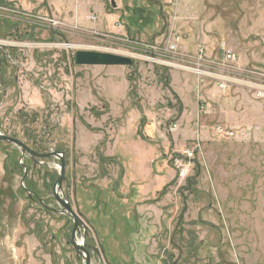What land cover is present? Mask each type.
Segmentation results:
<instances>
[{
    "label": "rangeland",
    "instance_id": "1",
    "mask_svg": "<svg viewBox=\"0 0 264 264\" xmlns=\"http://www.w3.org/2000/svg\"><path fill=\"white\" fill-rule=\"evenodd\" d=\"M99 1L104 30L93 10L77 23L75 0L2 4L0 134L63 155L90 264H264V0ZM77 51L134 64L76 66ZM123 141L131 186L113 159ZM59 166L0 142V264H84L53 198Z\"/></svg>",
    "mask_w": 264,
    "mask_h": 264
},
{
    "label": "water",
    "instance_id": "2",
    "mask_svg": "<svg viewBox=\"0 0 264 264\" xmlns=\"http://www.w3.org/2000/svg\"><path fill=\"white\" fill-rule=\"evenodd\" d=\"M5 48L4 46H0ZM74 64L76 66L84 67H131L134 64L133 59L129 57H124L120 55L110 54V53H101V52H92V51H77L74 54ZM0 86L2 82L0 81ZM5 142L6 144L15 146L20 150L21 158H29L33 162H36L37 159L41 160H51L57 159L60 162L59 166V177L56 181V184L53 188V198L61 205L63 208L62 213L71 217L73 222V228L71 231V246L74 248L76 257L83 259L84 264H90V251L94 252L98 257H100L99 250L93 246L87 244L88 239V227L81 219V216L73 211L66 197L62 195V181L65 171V161L63 155L60 152H49V153H38L33 149L27 147L23 142L18 139L8 137L0 134V142ZM26 177H24L22 183ZM59 194L61 197H59ZM28 196H35L36 199L40 202V198L35 194L28 193ZM83 232V241L82 243L76 242V235Z\"/></svg>",
    "mask_w": 264,
    "mask_h": 264
},
{
    "label": "crops",
    "instance_id": "3",
    "mask_svg": "<svg viewBox=\"0 0 264 264\" xmlns=\"http://www.w3.org/2000/svg\"><path fill=\"white\" fill-rule=\"evenodd\" d=\"M61 1H64V0H61ZM66 1H68V0H66ZM75 2L77 4V7L74 8V14H75V12L77 10L79 12L80 9L82 11L84 10V8L85 9H88V10L84 11V13H82L80 11V13L77 14V12H76V14H75L74 17L78 21L77 22L78 24H79V22L83 24V22L80 21V20H82L84 18V14H87L88 11L90 13V12H92L91 10H93V12L95 11V13L98 15V17H97L98 18L97 19L98 22H95V27H97L99 30L108 29V18H110V16L112 14H106L105 13L104 8L102 7L103 5H102V3H100L99 0H87V4L86 5L84 4V2H81L80 0H75ZM111 2H112L111 4L113 5L112 7L115 8V10L117 11L120 8V6L118 4L115 5L113 1H111ZM72 10L73 9H71V10H68L67 9V14L69 13V11L71 12ZM110 29L115 30V27H110ZM118 143L119 144H116V143L114 144V148L115 149H114V151L112 153L115 154V157L113 159L115 161H117V162H119V163L122 164V167L121 168L123 170V176H124L123 177V180H124L123 183H124V185H127L128 184L129 186H131V183H132L131 180L128 183H126V178H127L126 172L128 171L129 172V175H130V170H131V165H130V159H131V157L130 156H131V148H132V146H131V144L129 142H125V141H123L121 143L118 142ZM107 156L110 159L112 158V155L111 154H108ZM142 158L143 157L139 156V162H141V163H142ZM124 171H125V173H124ZM139 175L142 178L141 175H143V174H141V171H140V174ZM120 177H122V172L120 173ZM139 182L142 183V180L139 181ZM141 188H142V185H141ZM114 189H115V186H114ZM141 190L142 189H140V192H141ZM132 194H134V191L132 192ZM124 200H125L124 203H128V202H130L128 200H131V199H124ZM136 204L137 203H135L134 205H136Z\"/></svg>",
    "mask_w": 264,
    "mask_h": 264
},
{
    "label": "flooded vegetation",
    "instance_id": "4",
    "mask_svg": "<svg viewBox=\"0 0 264 264\" xmlns=\"http://www.w3.org/2000/svg\"><path fill=\"white\" fill-rule=\"evenodd\" d=\"M31 2L33 0H0V7L2 6L3 3H7V2H18L19 4L22 3V2ZM50 0H48L49 2ZM47 0H40V4L38 5V7L40 9H43V11H47ZM22 5V4H20ZM18 5L17 7V10L14 8H12V11L14 13H17V14H24V10L22 11L21 9L22 6ZM21 8V9H20ZM34 9V7H33ZM48 9H49V12H50V8L48 6ZM3 14H2V11L0 12V32L2 33H5V34H11L12 33V30H13V27H11L12 23L11 22H8L7 19L3 18ZM11 23V24H10ZM3 46V45H2ZM6 56H8L7 53H5V50L4 49H0V81L2 82V85L4 86L5 84V81L6 79L4 78L5 75H4V70L7 66H10L7 62V58ZM6 66V67H5ZM11 67V66H10ZM9 137V136H8Z\"/></svg>",
    "mask_w": 264,
    "mask_h": 264
},
{
    "label": "built area",
    "instance_id": "5",
    "mask_svg": "<svg viewBox=\"0 0 264 264\" xmlns=\"http://www.w3.org/2000/svg\"><path fill=\"white\" fill-rule=\"evenodd\" d=\"M168 44L170 45V46H169V49L173 50L174 47H175V44H174V43H171V42H169ZM165 51L168 52V53H172L170 50H165ZM222 51H223L224 56H225V58H226L225 61H229V60H231V59H232L231 61L234 60V56L230 53V51L225 50V52H224L223 47H222ZM222 51H221V54H222ZM202 53H203V50H202V49L199 50V56H202V55H203ZM199 58H200V57H199ZM199 73L202 74V73H205V72H204V71H202V72L199 71ZM199 73H198V74H199ZM207 78H209V77H207ZM222 82L227 83V81H225V80H223ZM193 153H194V152H193ZM184 154H185L184 157H185L187 160H189L188 157H187L188 152H186V153H184ZM191 155H192V154L189 153V156H190V157H191ZM181 170H182V169H181ZM181 170H180V173H182L181 176L184 177V176H183V174H184V173H183V170H182V171H181ZM181 176H180V177H181Z\"/></svg>",
    "mask_w": 264,
    "mask_h": 264
},
{
    "label": "trees",
    "instance_id": "6",
    "mask_svg": "<svg viewBox=\"0 0 264 264\" xmlns=\"http://www.w3.org/2000/svg\"><path fill=\"white\" fill-rule=\"evenodd\" d=\"M39 152V151H38ZM41 152H44V150L42 151V149H41Z\"/></svg>",
    "mask_w": 264,
    "mask_h": 264
}]
</instances>
